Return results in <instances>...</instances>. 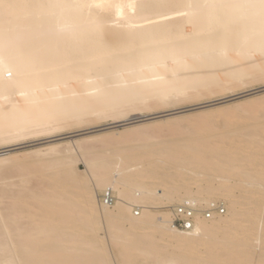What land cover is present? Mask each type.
I'll use <instances>...</instances> for the list:
<instances>
[{
	"label": "bare ground",
	"instance_id": "obj_1",
	"mask_svg": "<svg viewBox=\"0 0 264 264\" xmlns=\"http://www.w3.org/2000/svg\"><path fill=\"white\" fill-rule=\"evenodd\" d=\"M263 80L264 0H0V264H264Z\"/></svg>",
	"mask_w": 264,
	"mask_h": 264
},
{
	"label": "rangeland",
	"instance_id": "obj_2",
	"mask_svg": "<svg viewBox=\"0 0 264 264\" xmlns=\"http://www.w3.org/2000/svg\"><path fill=\"white\" fill-rule=\"evenodd\" d=\"M261 86H264V80L263 81H260V82H254V83H249V84H247V85H245V86H242V87H238V88H235L234 90L236 91V93H240V92H245V91H248V90H251V89H256V88H259V87H261ZM263 89V88H262ZM258 91H260L261 89H257ZM256 90V91H257ZM240 91V92H239ZM256 91H252V92H246V93H243L242 95L243 96H246V95H248V94H251V93H255ZM257 91V92H258ZM228 96L229 95V93L227 92V91H225V92H222V93H218V94H215V95H210V96H205V97H202V98H200V99H193V100H190V101H186V102H180L179 104H177V105H175L174 107H177V108H185V107H187V108H185V109H183V110H181V111H187V110H190L188 113H187V115L186 116H192V115H195V114H200V113H205V112H207V114L208 113H213V112H216L215 110H221L222 108L224 109V108H227V107H231V105L233 104V98H235L236 99V102H243L245 99V97H243L241 94V97L242 98H240V96L238 95L237 97H233L232 99L231 98H228L229 99V101L230 100H232V102L230 103L229 101H227V99H225V100H222V101H220V102H225V104H222V105H218V106H215V107H211V108H209V109H206V111L204 110V111H201V109H199V107L200 106H194V105H196V104H199V103H202V102H204V101H209V100H215V99H220V98H222V97H225V96ZM264 96V93L263 94H261V95H258V96H256L255 98H261V97H263ZM238 98V99H237ZM219 101H217V102H213L212 103V106H214L216 103H218ZM219 102V103H220ZM227 103V104H226ZM210 105V104H209ZM173 106L172 107H167V108H163V109H155V110H151V111H147V112H144L143 113V118H136L135 116L134 117H132V116H130V117H128V119H131V117L134 119V118H136L138 121H142V123H144L143 122V120L145 121V122H148V120H150V119H152V118H155L156 117V115H157V117H159L160 115H162V114H155L154 115V113H157V112H161V111H165L166 109L168 110V109H173L174 108ZM190 107V108H189ZM194 109V110H193ZM198 109V110H197ZM222 109V110H223ZM192 110V111H191ZM201 111V112H200ZM213 111V112H212ZM263 113H264V110H263ZM202 114H200V115H202ZM206 114V113H205ZM216 114H217V112H216ZM216 114H211V115H216ZM146 115H147V117H146ZM152 115V116H151ZM154 115V116H153ZM209 115V114H208ZM196 116V115H195ZM139 117V116H138ZM134 120L135 122H138L137 120ZM133 121V122H134ZM111 120L110 119H105V120H101V121H98V122H95V123H92V124H87V123H83V124H77V125H70V126H67V127H65L64 129H62L60 132H54V133H51V134H44V135H34V136H29V137H26L25 139H23L22 141H19V143H17V144H20L19 145V150H17V151H14L13 153H12V155H14L15 156V161L16 162H18V161H20V160H22L23 158H26V160H27V156H26V154H27V152H29L30 150H32V149H36L37 147H40V146H42V147H44V145L46 144V143H48V142H52L53 140H55V139H60V138H67V137H70V136H77L78 134H80V132H81V130H85V129H88V128H91L92 126H94V127H96V126H104V127H100L101 129H105V128H108L109 126L110 127H113V128H116V129H118V130H122V129H124V128H126V127H128L129 125H126V124H130V122H131V124H132V120H130V121H125L124 122V124L122 125V123H118V124H111ZM129 122V123H128ZM126 123V124H125ZM142 123H138V124H142ZM112 126H111V125ZM108 125V126H107ZM126 125V126H125ZM116 126V127H115ZM119 126V127H118ZM235 126L236 125H228V129H231V128H235ZM121 127V128H120ZM98 130V129H97ZM57 135H61L62 137H57V138H54L53 136H57ZM51 137H53V138H51ZM22 143V144H21ZM23 145V146H22ZM31 146H33V147H31ZM25 147V148H24ZM17 148H18V146H17ZM41 148V147H40ZM77 167L78 168H80L81 170H84L85 169V167H84V165L83 164H81V163H79L78 165H77ZM20 173L22 172V171H19ZM19 172L17 173V174H19ZM26 172V171H25ZM22 173H24V172H22ZM78 176H79V174H78ZM32 177H30V179H31ZM33 179V178H32ZM38 182L39 181H35L34 180V184L36 185L37 184V186L39 185H41V183H39L38 184ZM47 197H54V196H52V193H49L48 194V196ZM221 202V201H220ZM225 209V213L223 214V215H221V216H224V215H226L227 214V209L226 208H224ZM66 228H64V230H65ZM63 229H61V233L62 232H65Z\"/></svg>",
	"mask_w": 264,
	"mask_h": 264
},
{
	"label": "built area",
	"instance_id": "obj_3",
	"mask_svg": "<svg viewBox=\"0 0 264 264\" xmlns=\"http://www.w3.org/2000/svg\"><path fill=\"white\" fill-rule=\"evenodd\" d=\"M99 202L102 206H112L114 199L111 192H106L99 197ZM224 213L225 209L219 203L206 209L190 203H183L172 209L170 224L175 229L191 231L194 227V218L196 216L211 218L213 215H223Z\"/></svg>",
	"mask_w": 264,
	"mask_h": 264
}]
</instances>
